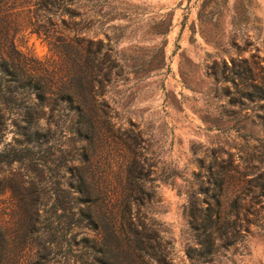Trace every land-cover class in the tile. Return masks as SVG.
<instances>
[{"label": "rangeland", "instance_id": "rangeland-1", "mask_svg": "<svg viewBox=\"0 0 264 264\" xmlns=\"http://www.w3.org/2000/svg\"><path fill=\"white\" fill-rule=\"evenodd\" d=\"M33 1L0 3L6 11L0 48L13 46L15 69L45 84L63 65L28 24ZM72 7L74 16L61 10L52 16L51 31L100 42L117 64L103 94L115 133L97 148L94 173L118 200L136 177L139 202L132 209L170 242L168 264H193L186 251L195 244L189 216L195 199L202 208L219 199L223 217L239 189L264 174V0H72ZM36 104L34 92L22 93L4 110L0 151L14 148L22 159L0 166V264L37 263L32 239L40 225L31 199L40 193L43 226L55 198L74 181L85 148L73 140L67 118L55 127L46 119L50 107ZM27 113L39 116L27 129L31 140L23 129ZM222 168L220 192L214 182ZM64 251L47 264H72ZM211 264H264V220Z\"/></svg>", "mask_w": 264, "mask_h": 264}, {"label": "trees", "instance_id": "trees-1", "mask_svg": "<svg viewBox=\"0 0 264 264\" xmlns=\"http://www.w3.org/2000/svg\"><path fill=\"white\" fill-rule=\"evenodd\" d=\"M10 1L15 4L17 0H0V3ZM27 7L28 13H32L28 24L36 34L44 36L51 49L60 56L63 66L48 74L45 84L34 82L29 71L15 69V48H0V136L6 129V106L14 104L22 93L34 92L36 105L50 107L46 116L49 123L59 127L67 118L73 140L85 143L80 154V169L76 168L73 174L74 181L59 199L55 198L49 218L43 219V226L40 222V193L31 199L34 222L40 225L34 230L32 239L37 248L36 264H47L50 255L58 254L56 251L60 252L63 247L67 259L73 260L72 264H168L170 242L146 224L138 208L132 209V205L139 202L138 196H133L136 177L131 174L127 188L130 194L118 200L103 188L94 173L98 169L95 161L97 148L109 138L108 135L115 133L113 113L103 94L117 64L102 43L86 41L77 34L61 32L55 35L51 31L54 25L52 16L58 10L70 17L76 14L72 0H34ZM40 10L52 12V15L40 16ZM5 12L0 11V17ZM63 23L68 29L66 22ZM76 27L78 24L75 23L71 28ZM38 119L39 116L30 113L25 115V136L28 127L36 124ZM135 141L136 137L133 138ZM21 159L22 155L14 148L0 151V166H10ZM227 168L238 173L230 165ZM225 172L222 168L220 179L214 182L220 192ZM243 177L244 174H240L238 180ZM247 194H250L248 203L245 201ZM196 202L189 209L195 244L187 249L186 254L193 264H211L221 249L227 250L236 242L242 243L251 224L264 220L261 215L264 210V174L239 189L223 217L219 199L214 207L202 208ZM7 246V241L2 240L4 251ZM6 255L10 259V251L3 252V256Z\"/></svg>", "mask_w": 264, "mask_h": 264}]
</instances>
